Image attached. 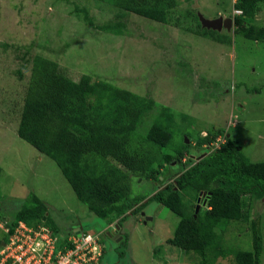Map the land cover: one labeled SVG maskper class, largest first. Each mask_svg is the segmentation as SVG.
<instances>
[{"label":"rangeland","instance_id":"rangeland-1","mask_svg":"<svg viewBox=\"0 0 264 264\" xmlns=\"http://www.w3.org/2000/svg\"><path fill=\"white\" fill-rule=\"evenodd\" d=\"M235 1L180 0L173 12L180 19V26L130 13L122 18L126 24L124 31L115 34L98 28L105 22L118 20L117 9L105 2L0 0V240L6 235L1 226L3 219L12 217L31 193L48 206L50 220L60 228L59 236H65L74 226L99 233L109 225L78 199L56 161L18 134L21 97L30 72L19 59L17 46L31 41L48 46L34 47L32 52L56 58L75 79L84 73L92 74L94 79H106L138 94L151 95L158 103L156 108L170 107L177 120V125L172 126L174 144L192 134V154L199 150L195 146L197 136L225 129L251 160L264 161V41L238 35L228 45L185 30L191 22L186 16L188 8L194 7L210 19L232 18ZM74 2L86 6L93 25L85 23L84 14H75ZM261 16L260 25L264 26V15ZM233 29L234 25L221 31L234 34ZM67 41L73 46L64 48ZM155 117H146L135 138L146 135ZM221 136L216 143L220 139L225 142ZM205 151L199 150L198 154ZM186 158L187 161H174L163 168L162 179H171L194 163L189 161L190 155ZM131 177L132 196L151 195L152 181L141 182L140 178ZM250 201L252 218L261 216L264 232V195H255ZM205 206L206 202L201 201L199 211L203 213ZM179 220L165 205L148 202L137 215H128L120 227L122 235L129 240L125 257L118 254L122 246L116 240L114 227L101 234L106 248L104 262L198 264V258L193 260L192 254L187 255L167 241ZM224 238L226 245L252 249L247 224L232 223ZM216 264H235V261L233 255L220 256ZM261 264H264V251Z\"/></svg>","mask_w":264,"mask_h":264},{"label":"trees","instance_id":"trees-1","mask_svg":"<svg viewBox=\"0 0 264 264\" xmlns=\"http://www.w3.org/2000/svg\"><path fill=\"white\" fill-rule=\"evenodd\" d=\"M95 1L105 2L118 11V20L98 26L102 31L122 33L126 25L122 18L130 13L180 26V19L173 13L181 4L180 0ZM73 4L75 14H84L85 23L93 25L86 6L79 2ZM263 6L264 0H236L232 15L234 34L204 27L198 10L190 7L186 16L191 22L185 30L228 45H232L238 35L264 41V26L260 25ZM235 9L242 13H234ZM71 43L65 42L64 48L73 46ZM17 47L19 59L30 72L21 97L18 134L56 161L78 199L91 212L109 224L117 221L122 227L128 215H137L148 202L157 201L180 217L173 236L167 241L187 255L192 254L193 260L198 258V264H216L220 256L228 255H233L235 264L262 263L261 216L252 218L250 200L255 195H264V161L251 160L225 129L197 136L195 146L206 151L199 155L195 148L197 154H192V134L175 145L172 129L173 123L177 125L175 113L168 106L156 108L158 103L151 95L138 94L106 79H94L88 73L75 79L56 58L32 52L34 47H48L45 44L38 46L31 41ZM19 72L24 77V72ZM154 115L155 120L146 135L135 138L137 128L146 117ZM219 135L225 137V142H215ZM206 144L210 146L204 147ZM163 148L173 150L162 151ZM202 154L205 156L201 158ZM189 155L190 162L198 159L194 165L183 169L181 174L175 173L171 179L160 180V169L165 163H179ZM1 173L0 166V176ZM131 173L154 183L151 195H131ZM204 191L207 193L205 197L202 195V201L206 206L203 213L202 210L197 213L196 202ZM3 220L12 232L20 221L35 229L44 226L58 238V247L70 243L68 238L76 233V228L86 232L83 226H74L65 236H59L60 228L50 220L48 206L35 193L22 202L12 217ZM232 223L247 224L252 249L226 245L224 235ZM118 242L122 246L118 254L125 257L129 250L128 237L123 235V240ZM105 254L104 246L100 264H108L104 262Z\"/></svg>","mask_w":264,"mask_h":264},{"label":"built area","instance_id":"built-area-1","mask_svg":"<svg viewBox=\"0 0 264 264\" xmlns=\"http://www.w3.org/2000/svg\"><path fill=\"white\" fill-rule=\"evenodd\" d=\"M234 13L241 14L242 10L235 9ZM4 231L0 264H100L103 246L97 234H71L70 243L58 247V238L44 226L35 229L20 221L13 232L8 226H4Z\"/></svg>","mask_w":264,"mask_h":264},{"label":"water","instance_id":"water-1","mask_svg":"<svg viewBox=\"0 0 264 264\" xmlns=\"http://www.w3.org/2000/svg\"><path fill=\"white\" fill-rule=\"evenodd\" d=\"M198 14H199L202 25L207 28L222 30L224 26L231 28V26L233 25V18H225L224 16H218V17H214L210 19V18H206L201 13H198ZM200 194H201L200 196L203 195L202 192ZM200 200H201V197H199L198 199V204H197V209H196L197 213L199 212V208H200V203H199Z\"/></svg>","mask_w":264,"mask_h":264},{"label":"clouds","instance_id":"clouds-1","mask_svg":"<svg viewBox=\"0 0 264 264\" xmlns=\"http://www.w3.org/2000/svg\"><path fill=\"white\" fill-rule=\"evenodd\" d=\"M187 141H189V139L187 138ZM207 146H210L209 144H206L204 147H207ZM211 150H213V148L211 149ZM205 153V152H204ZM205 155L204 154H202V157H204ZM183 160H186L187 161V158L186 157H184L183 158ZM197 161H198V159H196ZM174 162V161H173ZM172 162V163H173ZM189 162V161H188ZM177 163V162H176ZM171 163H165V166L163 167V168H166V167H168V165H170ZM195 164V161H194V163L192 164V165H194ZM192 165H190V166H192ZM189 166V167H190ZM163 168H161L160 169V173L164 170ZM187 169V168H186ZM185 169V170H186ZM165 172V171H164ZM163 172V173H164ZM163 173H161V174H159V178H160V180H162V181H164L166 178H168V177H165V178H163L162 179V176H163ZM131 175H134V173H131ZM134 176H136V175H134ZM137 177V176H136ZM139 178V177H138ZM142 181L141 182H143L145 179H142V178H140ZM168 181V180H167ZM158 185V184H157ZM147 201V199L145 200V202ZM200 203V202H199ZM197 204H198V202H197ZM197 209V208H196ZM142 211V210H141ZM25 222V221H24ZM1 226H2V228H3V230H4V226H6L5 225V223L3 222L2 224H1ZM111 227H114V230H115V232H116V235L118 236V237H116V240L117 241H120L121 240V238L123 237V235H122V233L120 232V225L118 224V222L117 221H115V222H113V223H111V224H109L108 225V227H106V228H104L103 229V231H101V232H99V233H92V234H97V235H99V237H100V240H102L101 239V234L102 233H104V232H106L109 228H111ZM75 232L78 234V233H80L81 232V230L79 229V228H76V230H75ZM6 236V235H5ZM4 239V238H3ZM118 239H120V240H118ZM102 242V241H101ZM0 243H1V241H0ZM105 246V245H104ZM103 246V247H104Z\"/></svg>","mask_w":264,"mask_h":264},{"label":"flooded vegetation","instance_id":"flooded-vegetation-1","mask_svg":"<svg viewBox=\"0 0 264 264\" xmlns=\"http://www.w3.org/2000/svg\"><path fill=\"white\" fill-rule=\"evenodd\" d=\"M224 27H225V26H224ZM224 27H223V28H224ZM225 28H226V27H225ZM202 193H203V196L205 197L207 192L204 191V192H202ZM203 196H199V197H201L200 202L202 201V197H203ZM198 199H199V198H198ZM143 215H144V214H143ZM143 219H145V218H143ZM149 219H151V218L149 217ZM116 237H118V236L116 235Z\"/></svg>","mask_w":264,"mask_h":264}]
</instances>
